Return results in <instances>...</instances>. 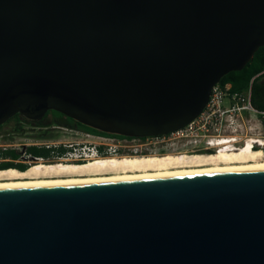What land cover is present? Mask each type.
<instances>
[{
	"label": "water",
	"instance_id": "1",
	"mask_svg": "<svg viewBox=\"0 0 264 264\" xmlns=\"http://www.w3.org/2000/svg\"><path fill=\"white\" fill-rule=\"evenodd\" d=\"M261 47L264 0H0V126L166 135ZM0 264H264V170L0 189Z\"/></svg>",
	"mask_w": 264,
	"mask_h": 264
},
{
	"label": "bare ground",
	"instance_id": "2",
	"mask_svg": "<svg viewBox=\"0 0 264 264\" xmlns=\"http://www.w3.org/2000/svg\"><path fill=\"white\" fill-rule=\"evenodd\" d=\"M246 148L241 153L221 149L213 155L166 154L163 156L88 158L82 163L66 160L41 162L26 171L0 170V189L39 188L152 180L264 170V160ZM74 160V159H73Z\"/></svg>",
	"mask_w": 264,
	"mask_h": 264
},
{
	"label": "flooded vegetation",
	"instance_id": "3",
	"mask_svg": "<svg viewBox=\"0 0 264 264\" xmlns=\"http://www.w3.org/2000/svg\"><path fill=\"white\" fill-rule=\"evenodd\" d=\"M11 124V125H9ZM0 130H9L11 134L22 136L26 134H38L39 143L33 144H0V167L11 163L12 169L20 172L26 171L30 166L36 163L53 164L59 161L72 160L82 163L93 155L99 158H106L115 155L122 157H146L163 156L166 154H197L213 155L219 148H207L204 140L196 137L183 141L162 140L157 137L146 138H116L100 135H93L79 131L75 128L58 125L54 119L49 116L43 117L38 121L12 119L0 126ZM63 130L76 131L73 136L77 141L60 142L56 141L64 137ZM56 135H59L57 138ZM88 135V136H86ZM2 137V136H0ZM55 137V138H54ZM91 140H88V139ZM9 141V139H5ZM88 145V146H87ZM35 148V149H33ZM87 150V153L85 152ZM231 153H237L234 150L225 149ZM6 154H9L5 156ZM74 159V160H73ZM4 170V169H0Z\"/></svg>",
	"mask_w": 264,
	"mask_h": 264
},
{
	"label": "built area",
	"instance_id": "4",
	"mask_svg": "<svg viewBox=\"0 0 264 264\" xmlns=\"http://www.w3.org/2000/svg\"><path fill=\"white\" fill-rule=\"evenodd\" d=\"M88 136V135H86ZM162 140H204L207 148L223 147L241 153L246 148L264 160V110L255 109L251 102V81L242 92H233L230 84L212 87L201 113L185 127L156 136ZM93 158H99L93 155Z\"/></svg>",
	"mask_w": 264,
	"mask_h": 264
},
{
	"label": "trees",
	"instance_id": "5",
	"mask_svg": "<svg viewBox=\"0 0 264 264\" xmlns=\"http://www.w3.org/2000/svg\"><path fill=\"white\" fill-rule=\"evenodd\" d=\"M251 81V102L255 109L259 111L264 110V47H261L254 54L252 60L239 72H231L225 75L219 82L220 85L230 84L231 90L233 92H242L246 88ZM49 116L54 119V121L61 126L75 128L79 131L100 135L106 137H116L123 138L121 136L116 135H108L86 126H83L77 122H74L72 119L64 117L62 114L55 111H48L45 114V117ZM18 118L19 120H25L20 115H15L13 118L8 120L11 122L12 119ZM35 149V148H33ZM9 154H6L7 156ZM13 168L11 163L4 164V166L0 167V169H9Z\"/></svg>",
	"mask_w": 264,
	"mask_h": 264
},
{
	"label": "rangeland",
	"instance_id": "6",
	"mask_svg": "<svg viewBox=\"0 0 264 264\" xmlns=\"http://www.w3.org/2000/svg\"><path fill=\"white\" fill-rule=\"evenodd\" d=\"M11 125V124H9ZM64 132V137L59 138L56 141H60V142H72V141H77V139H75V137L73 136L75 133H77L76 131H69V130H63ZM38 134H26V135H22V136H17L15 134H11V132L9 130H0V144H19V143H25V144H33V143H39L40 140L43 139H39V137H37ZM56 137L58 138L59 135H56ZM9 139V141H5V139ZM55 138V137H54ZM88 140H91L90 138ZM88 146V145H87ZM85 152L87 153V150H85Z\"/></svg>",
	"mask_w": 264,
	"mask_h": 264
}]
</instances>
